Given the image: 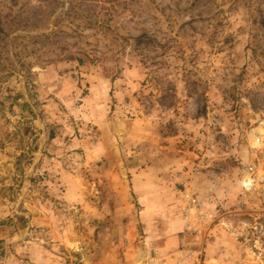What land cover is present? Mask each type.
Returning <instances> with one entry per match:
<instances>
[{
  "label": "rangeland",
  "instance_id": "1",
  "mask_svg": "<svg viewBox=\"0 0 264 264\" xmlns=\"http://www.w3.org/2000/svg\"><path fill=\"white\" fill-rule=\"evenodd\" d=\"M232 1L0 0V264H264V0Z\"/></svg>",
  "mask_w": 264,
  "mask_h": 264
},
{
  "label": "built area",
  "instance_id": "2",
  "mask_svg": "<svg viewBox=\"0 0 264 264\" xmlns=\"http://www.w3.org/2000/svg\"><path fill=\"white\" fill-rule=\"evenodd\" d=\"M253 168L251 169V171ZM209 199V200H208ZM202 199L198 196L190 194L188 192L182 193V206L178 210L177 214L188 223L196 234H203L204 231L201 228L203 222L215 221L216 216L209 213L206 209L212 204L210 198ZM210 201V205L208 202ZM177 264H204V255L188 251L187 247L182 246L178 253L173 254Z\"/></svg>",
  "mask_w": 264,
  "mask_h": 264
},
{
  "label": "crops",
  "instance_id": "3",
  "mask_svg": "<svg viewBox=\"0 0 264 264\" xmlns=\"http://www.w3.org/2000/svg\"><path fill=\"white\" fill-rule=\"evenodd\" d=\"M122 218V217H121ZM39 219H41L42 221H44V222H47V218L46 217H39ZM123 219V218H122ZM122 224H123V226H125L124 224V222H123V220H122ZM68 240H70L69 241V244H71L72 246L73 245H76L75 247H74V249H85V248H87V246H90L91 245V243H92V240L90 239V236H82V237H79L77 234L75 235V236H72V237H69V239ZM170 244H174V241H172V242H169ZM78 246H79V248H78ZM172 248H174V247H172ZM171 248V249H172ZM173 250V249H172ZM166 251H169V250H166ZM171 251V250H170ZM45 263V262H44Z\"/></svg>",
  "mask_w": 264,
  "mask_h": 264
},
{
  "label": "water",
  "instance_id": "4",
  "mask_svg": "<svg viewBox=\"0 0 264 264\" xmlns=\"http://www.w3.org/2000/svg\"><path fill=\"white\" fill-rule=\"evenodd\" d=\"M255 132H259L260 134H264V127L263 126H259L255 129ZM253 136L255 137V142L257 143L258 137L256 136V133L253 134Z\"/></svg>",
  "mask_w": 264,
  "mask_h": 264
},
{
  "label": "trees",
  "instance_id": "5",
  "mask_svg": "<svg viewBox=\"0 0 264 264\" xmlns=\"http://www.w3.org/2000/svg\"><path fill=\"white\" fill-rule=\"evenodd\" d=\"M235 2H236V0L232 1V3H235ZM150 41H153V40L150 39ZM138 43H139V44H148V45H149V43H147V42H145V41L143 40V36H140V37L138 38ZM80 62H81V60H80Z\"/></svg>",
  "mask_w": 264,
  "mask_h": 264
},
{
  "label": "bare ground",
  "instance_id": "6",
  "mask_svg": "<svg viewBox=\"0 0 264 264\" xmlns=\"http://www.w3.org/2000/svg\"><path fill=\"white\" fill-rule=\"evenodd\" d=\"M257 144H260V141H257ZM261 145V144H260Z\"/></svg>",
  "mask_w": 264,
  "mask_h": 264
}]
</instances>
